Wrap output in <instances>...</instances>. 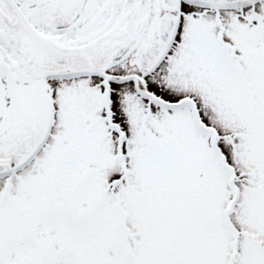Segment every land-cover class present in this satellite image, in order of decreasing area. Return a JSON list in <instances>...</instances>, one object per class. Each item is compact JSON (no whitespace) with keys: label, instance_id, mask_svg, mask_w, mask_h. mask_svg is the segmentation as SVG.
<instances>
[{"label":"snow or ice","instance_id":"6c2138e0","mask_svg":"<svg viewBox=\"0 0 264 264\" xmlns=\"http://www.w3.org/2000/svg\"><path fill=\"white\" fill-rule=\"evenodd\" d=\"M0 264H264V0H0Z\"/></svg>","mask_w":264,"mask_h":264}]
</instances>
